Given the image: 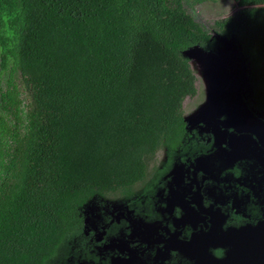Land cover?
Listing matches in <instances>:
<instances>
[{"label": "trees", "instance_id": "obj_1", "mask_svg": "<svg viewBox=\"0 0 264 264\" xmlns=\"http://www.w3.org/2000/svg\"><path fill=\"white\" fill-rule=\"evenodd\" d=\"M182 1L0 0V264H47L86 203L184 145L196 78L183 52L219 42ZM234 1L212 28L235 36L257 89L264 0Z\"/></svg>", "mask_w": 264, "mask_h": 264}, {"label": "flooded vegetation", "instance_id": "obj_2", "mask_svg": "<svg viewBox=\"0 0 264 264\" xmlns=\"http://www.w3.org/2000/svg\"><path fill=\"white\" fill-rule=\"evenodd\" d=\"M263 73L255 89L249 72L230 120L219 108L188 130L183 116L184 145L154 162L157 151L129 192L90 200L89 224L86 203L81 230L47 264H264Z\"/></svg>", "mask_w": 264, "mask_h": 264}, {"label": "rangeland", "instance_id": "obj_3", "mask_svg": "<svg viewBox=\"0 0 264 264\" xmlns=\"http://www.w3.org/2000/svg\"><path fill=\"white\" fill-rule=\"evenodd\" d=\"M183 5L186 11L191 14L194 19L203 25L212 36L217 38L220 42L219 46L223 47L226 40L220 37L215 29L212 28L215 20L226 17L230 14H233L238 6L234 0H183ZM238 57L243 58L241 51L235 50ZM184 54L189 58L190 67L193 71V74L196 78V94L194 96H187L182 105L183 116L186 120H196L194 116H198L200 112L205 108V103L207 101V87H208V77L215 79L217 76L215 73V68L212 66V60L210 54L207 51L201 49L198 46H193L184 51ZM264 70V68H263ZM250 67L247 66L246 75L249 78ZM264 74V73H263ZM17 82H18V78ZM8 81V72L0 70V88L5 90L7 87ZM19 83V82H18ZM250 83V82H249ZM22 90V87L20 86ZM249 93V90L246 94ZM206 109L203 112H206ZM202 112V113H203ZM209 122H205L202 125L206 130L209 129ZM192 126L191 123L188 124V130H195L196 126L189 128ZM214 135V134H213ZM216 140V139H215ZM162 154L159 151L156 154V158L154 162L159 161L161 159ZM201 158H206V156H202ZM97 199V197L93 198L91 201ZM91 202H89L84 209V216L86 215V223H91L92 219L89 217V212L92 210ZM71 248V247H70Z\"/></svg>", "mask_w": 264, "mask_h": 264}, {"label": "water", "instance_id": "obj_4", "mask_svg": "<svg viewBox=\"0 0 264 264\" xmlns=\"http://www.w3.org/2000/svg\"><path fill=\"white\" fill-rule=\"evenodd\" d=\"M220 37L224 38L226 42L223 47L217 45L215 50H206L200 45H193L200 47L210 54L213 63L212 66L215 68L214 74L217 77L215 79L210 76L208 77L207 96H209V101L208 105H206L207 107H205L210 110L206 112L202 111L203 113L200 112L198 116H194L196 120L194 121L193 119L192 122L185 118L187 127L189 123L192 124L190 127H193L203 122L208 112L214 110V113H216L219 108L227 113L228 119L230 120L231 117H235L240 109L245 106L240 96V91L247 81L246 70L247 66H249L247 58L242 53L241 46L235 36H231L230 38ZM217 41L219 42L218 39ZM237 49L241 51L243 58L237 56L235 52Z\"/></svg>", "mask_w": 264, "mask_h": 264}]
</instances>
